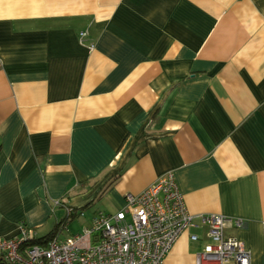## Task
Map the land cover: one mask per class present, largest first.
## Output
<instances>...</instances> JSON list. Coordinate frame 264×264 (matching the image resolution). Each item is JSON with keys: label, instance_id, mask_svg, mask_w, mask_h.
I'll use <instances>...</instances> for the list:
<instances>
[{"label": "crops", "instance_id": "crops-1", "mask_svg": "<svg viewBox=\"0 0 264 264\" xmlns=\"http://www.w3.org/2000/svg\"><path fill=\"white\" fill-rule=\"evenodd\" d=\"M170 171L264 264V0H0V236ZM193 232L165 264H195Z\"/></svg>", "mask_w": 264, "mask_h": 264}, {"label": "built area", "instance_id": "built-area-1", "mask_svg": "<svg viewBox=\"0 0 264 264\" xmlns=\"http://www.w3.org/2000/svg\"><path fill=\"white\" fill-rule=\"evenodd\" d=\"M87 35V31L79 34L80 43ZM73 212L72 206H65L61 230L44 245L25 246L38 234L21 223L19 234L0 236V255L8 264H165L183 234L191 232L190 239L199 241L193 231L204 228L208 242L196 253L195 264H251L244 243L226 235L227 227L242 228L244 221L191 213L172 171L139 194L127 193L122 209L94 216L83 233L61 238Z\"/></svg>", "mask_w": 264, "mask_h": 264}, {"label": "rangeland", "instance_id": "rangeland-1", "mask_svg": "<svg viewBox=\"0 0 264 264\" xmlns=\"http://www.w3.org/2000/svg\"><path fill=\"white\" fill-rule=\"evenodd\" d=\"M80 213H83V216H81ZM101 213L104 214L114 213L107 205V199L103 192L99 193V195L96 196L93 203H90L82 207L81 209L75 211V216L70 217V219L67 221L66 229L60 232L61 238H66L68 236H73L83 233L86 227L91 226L92 218ZM64 214L65 211H62L63 216ZM59 228H61V226Z\"/></svg>", "mask_w": 264, "mask_h": 264}, {"label": "trees", "instance_id": "trees-1", "mask_svg": "<svg viewBox=\"0 0 264 264\" xmlns=\"http://www.w3.org/2000/svg\"><path fill=\"white\" fill-rule=\"evenodd\" d=\"M73 208H74V212H73L71 217L75 216V211L78 210V209H81L82 207L81 208L73 207ZM65 219H66V217L63 220H61L60 222H58L57 225L55 226V228L52 231H50L47 235H44V236H33L29 241H27L25 243V246H33V245H37V244L44 245L45 243H47V241L49 239H51L53 236L56 235V233H58L61 230L62 225L65 222ZM60 226H61V228H59ZM31 229L36 231V228H31ZM0 264H8L7 261L5 260V258L2 255H0Z\"/></svg>", "mask_w": 264, "mask_h": 264}]
</instances>
